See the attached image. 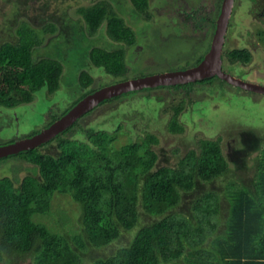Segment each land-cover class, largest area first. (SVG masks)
Instances as JSON below:
<instances>
[{
    "label": "trees",
    "instance_id": "16d2710c",
    "mask_svg": "<svg viewBox=\"0 0 264 264\" xmlns=\"http://www.w3.org/2000/svg\"><path fill=\"white\" fill-rule=\"evenodd\" d=\"M130 1L144 20L152 19L150 0ZM80 12L90 35L98 33L107 22V34L119 43L110 50L92 47L89 57L93 65L121 80L146 76L140 72L148 70V66L137 70L129 67L124 45L136 44V31L109 2L100 1ZM203 15L194 20L215 28L213 16ZM174 22L169 20L172 25ZM54 24L37 25L42 32L53 33L57 30ZM69 34L66 26L59 29L57 37L68 38ZM16 36V42L0 43V106L6 108L33 102L44 87L54 94L64 73L61 59H36L35 52L44 40L36 26L22 21ZM222 57L224 64L234 71L231 64L250 62L251 53L247 49H224ZM79 80L84 90L79 101L100 88L94 85L95 79L87 70L81 71ZM217 81H222L220 85L226 83L216 75L167 87L185 88L191 94L197 85L217 86ZM131 93L134 92L127 94ZM115 98L118 97L102 103ZM183 107L182 102L175 105L168 122L170 132L183 131L179 121ZM60 117L56 115L49 125ZM79 122L80 119L40 147L0 158L19 156L35 165L34 174L26 175L19 185L10 176L0 177V262L7 256L29 254L34 264H80L82 251L88 246H107L124 230H134L143 208L158 218L140 226L128 244L108 256L94 258L92 264H264V148L252 186L243 181L238 169L231 173L229 163L234 161L239 168L241 160L244 162L260 149V137L243 132V147L229 156L224 155L219 141L201 140L200 151H190L173 166L170 162L165 164L163 154L153 148L159 142L153 134L118 147L116 134L120 127L111 133L80 126L84 135L80 140L73 138ZM54 141L57 143L53 148L42 152V147ZM230 174L235 179L224 186L223 192L215 187L204 190L205 183ZM56 194L70 196L81 211V229L71 233V240L33 218L35 214L51 212ZM224 194L229 199L225 222ZM190 196V204L182 205Z\"/></svg>",
    "mask_w": 264,
    "mask_h": 264
},
{
    "label": "rangeland",
    "instance_id": "374dc122",
    "mask_svg": "<svg viewBox=\"0 0 264 264\" xmlns=\"http://www.w3.org/2000/svg\"><path fill=\"white\" fill-rule=\"evenodd\" d=\"M100 1L109 2L115 12L136 31V44L131 47L124 45L126 60L133 70L148 66V70L140 72L145 75L197 65L210 49L214 32L211 27L206 29V24L196 23L194 19L204 17L206 13L215 20L221 10V0H150L152 19L146 21L142 14L137 13L130 0H0V43L5 40L16 42L17 26L27 21L36 26L44 38L35 52L36 59L52 56L61 59L64 64L61 85L54 94H49L44 87L36 93L31 103L12 108L0 106V145L31 137L34 132L46 129L56 115L60 116L65 109L79 101L84 91L79 80L81 71H89L95 79L94 85L100 88L121 81L102 67L93 65L89 57L94 46L110 50L119 45L107 34V22L103 23L98 33L89 34L80 9ZM256 1L235 0L224 49L249 50L250 62L231 64L233 72L236 76H245L249 81L264 82V0ZM172 17L176 18V25L169 23ZM39 23H55L57 30L44 33L42 27L37 25ZM66 26L70 36L58 38L59 29ZM182 27L185 30L180 32ZM206 31L207 37L203 39ZM221 83L218 82L217 86L216 83L197 85L191 94L185 88L155 87L116 96L118 98L99 104L89 114L79 118L73 138H84L80 126L111 133L120 127L121 130L116 134L118 147L153 134L159 140L153 148L163 154L165 164L170 162L175 166L190 151H200L201 140L219 141L224 155L229 156L243 147V132L253 133L261 138L260 149L246 157L244 162L241 160L239 168H236V162H229L231 173L238 169L243 181L252 186V179L256 180L257 164L263 156L264 94ZM181 102L184 107L179 114V121L183 131L170 132L168 122L175 105ZM56 143L54 141L42 147V152L53 148ZM34 168L31 161L19 156L0 159V177L10 176L17 185L26 175L34 174ZM232 179H235L232 174L219 177L214 182L205 183L203 187L204 190L215 187L223 192L224 186ZM191 196L195 197L196 194ZM191 196L184 199L182 205H189L193 199ZM222 201L225 222L229 206L225 194ZM181 206L182 209L186 207ZM140 214V223L134 230H124L118 239L107 246H88L83 250L80 264H92L94 258L114 253L133 239L140 226L158 218L143 208H140ZM80 216V208L70 196L56 194L51 212L35 214L33 218L45 224L52 232L70 238L72 232L81 229ZM0 264H34V258L29 254H15L7 256Z\"/></svg>",
    "mask_w": 264,
    "mask_h": 264
},
{
    "label": "water",
    "instance_id": "95a60500",
    "mask_svg": "<svg viewBox=\"0 0 264 264\" xmlns=\"http://www.w3.org/2000/svg\"><path fill=\"white\" fill-rule=\"evenodd\" d=\"M234 4L235 0L223 1L211 47L205 58L198 65L182 70H169L161 73L129 78L99 88L95 92L86 95L64 116L60 117L49 127L34 136L14 141L6 145H0V158L40 147L55 138L60 132L73 125L85 113L91 111L103 101L130 92L158 86L195 82L217 75L228 83L245 90L264 93V85L236 77L222 68V55Z\"/></svg>",
    "mask_w": 264,
    "mask_h": 264
},
{
    "label": "flooded vegetation",
    "instance_id": "af4514ba",
    "mask_svg": "<svg viewBox=\"0 0 264 264\" xmlns=\"http://www.w3.org/2000/svg\"><path fill=\"white\" fill-rule=\"evenodd\" d=\"M224 1V0H223ZM223 1H222V3H221V9H222V5H223ZM256 1V0H255ZM257 2V1H256ZM236 3V2H235ZM234 6H235V4H234ZM233 11H234V8H233ZM180 12V11H179ZM220 13H221V10L219 11V14H218V17H217V19L215 18V20L214 21H216V27L214 28V26H210L212 29H214V33H213V37H214V34H215V32H216V29H217V21H218V19H219V16H220ZM232 15H233V12H232ZM232 15H231V17H232ZM170 19H174L175 20V22H174V24L173 25H176V23H177V20H176V18L175 17H172V18H169V20ZM230 21H231V18H230ZM197 23V22H196ZM202 24V23H201ZM229 24H230V22H229ZM208 27H206V29H209L210 27H209V25H207ZM180 29V28H179ZM182 29V30H181ZM179 31L180 32H182V31H184L185 30V27H182ZM228 29H229V27H228ZM208 31H206L205 33H207ZM193 33L195 34V31H193ZM208 34V33H207ZM207 34L205 35V37L204 38H206V36H207ZM227 34H228V32H227ZM213 37H211V40H213ZM200 39V38H199ZM226 39H227V37H226ZM226 43V42H225ZM225 47V46H224ZM209 51V50H208ZM224 52V51H223ZM208 53V52H207ZM205 56L206 55H204V57H203V59L205 58ZM202 59V60H203ZM201 60V61H202ZM200 61V62H201ZM199 62V63H200ZM198 63V64H199ZM225 62H224V60H223V64H222V68L225 70V71H227L228 73H230V74H232V75H234V76H236L235 74H234V72L233 71H230V69L224 64ZM197 64V65H198ZM193 66H196V65H193ZM193 66H191V67H193ZM187 68H190V67H187ZM183 69H186V68H183ZM181 70V69H180ZM242 75V74H241ZM236 77H239V78H242V79H244V80H246L244 77L245 76H236ZM247 81H249V80H247ZM250 82H254V83H259V84H262V85H264V82H256V81H250ZM226 83L227 84H230V83H228L227 81H226ZM230 85H232V84H230ZM169 86H172V85H169ZM158 87H167V86H158ZM157 87V88H158ZM236 88H238V86H235ZM148 89V88H147ZM151 89H153V88H151ZM241 89H243V88H241ZM144 90V89H143ZM243 90H245V89H243ZM140 91H142V90H140ZM245 91H249V90H245ZM251 92H254V91H251ZM254 93H258V92H254ZM259 94V93H258ZM260 94H264V93H260ZM123 95V94H122ZM51 125V124H50ZM49 125V126H50Z\"/></svg>",
    "mask_w": 264,
    "mask_h": 264
},
{
    "label": "bare ground",
    "instance_id": "6f19581e",
    "mask_svg": "<svg viewBox=\"0 0 264 264\" xmlns=\"http://www.w3.org/2000/svg\"><path fill=\"white\" fill-rule=\"evenodd\" d=\"M6 43V42H5ZM85 80V79H84ZM60 117V116H59ZM45 154V153H44ZM264 175V174H263Z\"/></svg>",
    "mask_w": 264,
    "mask_h": 264
}]
</instances>
